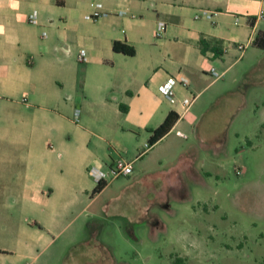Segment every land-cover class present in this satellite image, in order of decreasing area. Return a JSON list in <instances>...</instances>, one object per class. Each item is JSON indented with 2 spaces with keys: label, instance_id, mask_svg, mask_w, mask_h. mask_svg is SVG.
<instances>
[{
  "label": "crops",
  "instance_id": "obj_1",
  "mask_svg": "<svg viewBox=\"0 0 264 264\" xmlns=\"http://www.w3.org/2000/svg\"><path fill=\"white\" fill-rule=\"evenodd\" d=\"M262 12L264 0H0V264H123L109 240H154L156 210L188 202L184 176L210 171L196 165L208 114L243 111L258 91L264 125ZM172 78L188 81L175 102L162 92ZM171 112L179 121L146 148ZM118 160L133 175L94 194L90 171Z\"/></svg>",
  "mask_w": 264,
  "mask_h": 264
},
{
  "label": "rangeland",
  "instance_id": "obj_2",
  "mask_svg": "<svg viewBox=\"0 0 264 264\" xmlns=\"http://www.w3.org/2000/svg\"><path fill=\"white\" fill-rule=\"evenodd\" d=\"M261 94L252 91L243 111L208 114L201 133L212 145L197 152L196 165L210 171H202L197 185L194 177L184 176L194 199L173 200L156 210L155 224L162 228L154 240L143 232L129 246L108 241L123 264H264V125L255 128ZM224 119L230 122L229 138L221 143L215 140L225 129ZM211 146L218 147L217 161Z\"/></svg>",
  "mask_w": 264,
  "mask_h": 264
},
{
  "label": "built area",
  "instance_id": "obj_3",
  "mask_svg": "<svg viewBox=\"0 0 264 264\" xmlns=\"http://www.w3.org/2000/svg\"><path fill=\"white\" fill-rule=\"evenodd\" d=\"M97 3V6H100V2L102 0H95ZM97 17L92 18V20L96 21L98 18V15H96ZM208 19L211 20L213 18V14L209 11H203L200 15L196 16V19ZM259 19L264 21V12L261 13V15L259 16ZM29 22L31 23H36L37 22V16L36 14L31 15L29 17ZM166 31V24L165 23H159L156 29V38H160ZM245 46L240 45L238 47V50L240 52H243L245 50ZM82 59L84 60V56L82 55ZM211 76L216 80L219 79L221 76L218 75L217 72H215L214 70H211ZM183 84L184 86L187 85L188 81L186 79H169V81L163 86L162 88V92L163 94L172 102H175V91L174 88L177 84ZM185 104L188 105L189 104V100L185 101ZM80 114L81 111L80 110H76L75 111V115H74V121L76 123L79 122L80 120ZM179 135H182L181 133H178ZM146 148H149V145H146ZM91 175L96 179V181L99 184L102 183H110L113 182L114 180H117L118 178L121 177H130L133 175L134 173V166H133V162H126L123 160H118L117 162H115L107 171H99V170H91L90 171Z\"/></svg>",
  "mask_w": 264,
  "mask_h": 264
},
{
  "label": "trees",
  "instance_id": "obj_4",
  "mask_svg": "<svg viewBox=\"0 0 264 264\" xmlns=\"http://www.w3.org/2000/svg\"><path fill=\"white\" fill-rule=\"evenodd\" d=\"M256 44L259 45L261 48H264V33L257 37ZM113 50L116 53H121L127 56H135L136 54V51L133 47H130L129 45L125 43H121V42H115L113 44ZM202 50L203 52H206L208 50H213L217 54L220 52L217 49V46L212 47L210 43L204 40L202 41ZM179 119H180V116L177 113L171 112L167 116L164 123L158 129L152 130L151 131L152 135L148 141L149 148H153L158 142H160L163 138H165L174 128V126L179 121ZM104 186H105V183L100 184L94 190V194L101 192Z\"/></svg>",
  "mask_w": 264,
  "mask_h": 264
}]
</instances>
